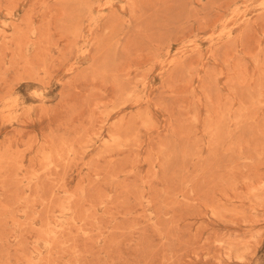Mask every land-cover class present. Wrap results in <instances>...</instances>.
Returning a JSON list of instances; mask_svg holds the SVG:
<instances>
[{"label":"rangeland","instance_id":"1","mask_svg":"<svg viewBox=\"0 0 264 264\" xmlns=\"http://www.w3.org/2000/svg\"><path fill=\"white\" fill-rule=\"evenodd\" d=\"M0 264H264V0H0Z\"/></svg>","mask_w":264,"mask_h":264}]
</instances>
